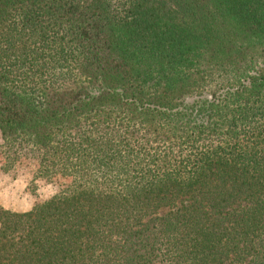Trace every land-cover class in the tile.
<instances>
[{"label":"trees","instance_id":"1","mask_svg":"<svg viewBox=\"0 0 264 264\" xmlns=\"http://www.w3.org/2000/svg\"><path fill=\"white\" fill-rule=\"evenodd\" d=\"M0 264H264V0H0Z\"/></svg>","mask_w":264,"mask_h":264},{"label":"rangeland","instance_id":"2","mask_svg":"<svg viewBox=\"0 0 264 264\" xmlns=\"http://www.w3.org/2000/svg\"><path fill=\"white\" fill-rule=\"evenodd\" d=\"M26 172L21 169H0V205L10 209H25L35 198H43L55 187L53 183L37 182L34 191L26 187Z\"/></svg>","mask_w":264,"mask_h":264}]
</instances>
